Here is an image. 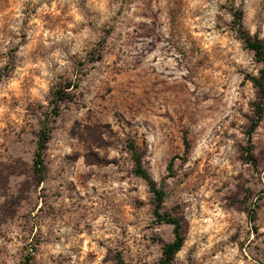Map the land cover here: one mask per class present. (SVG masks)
Masks as SVG:
<instances>
[{"label": "rangeland", "instance_id": "374dc122", "mask_svg": "<svg viewBox=\"0 0 264 264\" xmlns=\"http://www.w3.org/2000/svg\"><path fill=\"white\" fill-rule=\"evenodd\" d=\"M238 22L264 43V0H0V264H158L173 226L130 146L181 221L172 264H264L262 64Z\"/></svg>", "mask_w": 264, "mask_h": 264}, {"label": "trees", "instance_id": "16d2710c", "mask_svg": "<svg viewBox=\"0 0 264 264\" xmlns=\"http://www.w3.org/2000/svg\"><path fill=\"white\" fill-rule=\"evenodd\" d=\"M237 33L239 37L244 42L246 48L251 50L257 61L262 64L257 77H251V81L254 84L257 91V102L254 105V119L250 122L247 134L251 137V134L257 127L258 123L262 119L263 115V105H264V43L256 38L252 37L249 33L244 31L241 27V23L237 24ZM67 87H70L69 85ZM65 97L61 91L56 92V100L60 101ZM58 108V103L56 102L53 107V112ZM49 139V128L47 126V121L42 124L39 130L37 141H36V151L34 157V168L36 172L40 173L43 170V151L46 148L47 140ZM131 158L133 161V173L147 183L150 192L153 195V216L156 220L171 224L173 226V239L169 242H165L162 246L161 256L159 258L158 264H172L175 254L180 250L184 242V234L182 229L181 221L178 217H175L162 210V204L164 200L165 193L161 186H158L154 179L150 176L149 172L144 168L141 160L140 153L136 150L134 146H130ZM168 168H171V161L168 164ZM251 218V217H250ZM117 264H125L121 256L117 257Z\"/></svg>", "mask_w": 264, "mask_h": 264}]
</instances>
